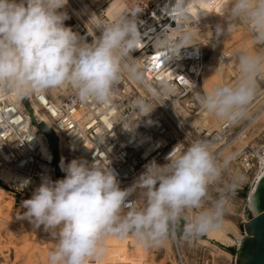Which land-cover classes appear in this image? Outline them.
<instances>
[{"label": "clouds", "instance_id": "9594fccd", "mask_svg": "<svg viewBox=\"0 0 264 264\" xmlns=\"http://www.w3.org/2000/svg\"><path fill=\"white\" fill-rule=\"evenodd\" d=\"M67 3L0 0V93L25 97L68 86L80 101L107 107L122 78L143 81V70L131 55L142 42L137 12L116 13L111 23L93 15V31L99 29L101 35L87 42L65 26L69 17L59 10ZM190 4L191 0H176L172 7L182 25L176 28L178 39L169 37L171 29L159 34L156 44L166 59L195 45ZM226 18L227 28L217 25L215 38L225 33L229 37L243 25L253 42L230 57L236 61L235 81L214 83L197 98L209 116L235 124L248 118L258 77L264 76V0H230ZM223 64L221 60L217 70ZM153 109L143 101L138 104L141 116ZM166 159L163 165L155 160L146 164L136 183L123 190L112 169L89 166L83 160L62 167L63 179L44 178L23 206L36 226L58 229L47 264H86L89 258H102L107 252L105 240L112 236L132 237L142 247L152 248L164 246L177 232L190 241L222 230L231 207L228 193L235 194L239 178L225 184L216 197L210 189L221 180L233 154L221 156L201 138ZM136 190L142 206L139 199L126 203Z\"/></svg>", "mask_w": 264, "mask_h": 264}, {"label": "built area", "instance_id": "2783aa9c", "mask_svg": "<svg viewBox=\"0 0 264 264\" xmlns=\"http://www.w3.org/2000/svg\"><path fill=\"white\" fill-rule=\"evenodd\" d=\"M94 9L97 16H101L100 18L105 23L112 22L103 16V12L99 8L95 7ZM136 20L142 35V42L131 55L143 70V81L129 79L127 76L122 78L107 107L98 106L91 100L80 101L72 91L68 99L63 101L61 112L53 114L46 107L50 103L39 99V103L47 112L53 127L36 120L33 112V118L31 117L29 112L33 109L29 106L27 96L23 97V101L24 106L29 110L24 113L19 112L7 101L0 103V166L2 157L7 156L8 165L27 179L42 183L44 178H49L55 182L57 167L62 178H65L66 174L60 165L61 156L60 160L56 162L46 137V132L53 133L57 138L59 150L60 137L57 132H60L67 139L68 147L71 150L69 155L73 159L83 160L89 166L97 164L101 167H109L113 170L119 187L123 190L133 186V180L145 171L146 164L153 160L159 164L161 156L176 145H180L184 150L194 139L202 138L211 143H226L230 140L227 124L222 125L219 133L211 134L205 129L199 132L198 128H192L185 123L175 106L189 109V111L196 110L200 106L197 97L203 93L199 88L200 85L197 84L199 79L195 69L197 62L190 60L194 63L185 64L180 61V58L168 62L166 75L171 74L169 82L173 85L169 87V83L158 87L157 83L161 80L155 77V74L148 75V73L152 63L155 67L154 71L162 65L163 57L159 59L158 55H165V53L157 47L156 41L163 31L161 28L153 26L150 33L146 35L138 13ZM168 35H170V31ZM184 76L192 83V89L186 84ZM165 88L167 91H164ZM141 101L150 109L154 108L147 116H141L143 113L138 110V104ZM118 106H123L120 113H118ZM80 108H86L91 112L94 120L92 126H89V120L84 124H79L74 118V114ZM114 109L117 114L110 115ZM30 117L33 124H42L44 129L32 131L29 126L32 125ZM133 123L137 125L135 128L125 130L124 126L129 127ZM94 125L100 128L99 133L95 131ZM84 142H89L96 150L88 152ZM42 148L45 150L44 153ZM235 162L241 171L248 174L256 166L249 147L241 149L236 154ZM246 186L248 185L243 183L239 188L242 190ZM35 190V188L23 184L17 192L33 194ZM132 199L135 198L131 194L127 201Z\"/></svg>", "mask_w": 264, "mask_h": 264}, {"label": "bare ground", "instance_id": "6f19581e", "mask_svg": "<svg viewBox=\"0 0 264 264\" xmlns=\"http://www.w3.org/2000/svg\"><path fill=\"white\" fill-rule=\"evenodd\" d=\"M140 2L143 3V7H140ZM175 2L176 0H68V3L59 11L66 12L69 17L64 21L65 26L70 27L74 32L84 37L87 42L92 41L95 36L98 37L101 35V30L95 29L93 31L92 28L94 20H91V17L93 15L97 16L94 9L95 7L99 8L103 12L102 14L104 17L106 16L112 21L114 20L116 13L137 12L141 17V26L145 28L144 33L146 35L147 33H150V29H152L153 26H156L161 28L162 31L171 29L169 37L172 39H178L179 33L176 31V28L178 26L182 27V25H179V21L175 16L174 10L172 9V7L175 5ZM229 3L230 0H191L188 10L192 17V23L190 27L195 36V45L182 47L178 54L169 56L167 59L164 57L165 55H158L159 59L163 57L161 67L159 66V68L154 71L155 67L152 63L150 68L151 70L148 73V75L155 74V77L161 80L157 83L158 87H162V85H167L170 83L169 76L171 74H169V76L166 75V64L172 60H177V58H180V61L185 64L190 62L194 63L190 60H196L197 67L195 66V69L199 75L197 84L200 85L199 88L201 89L202 93H204L205 90L210 89L214 83L220 82L221 80L224 82L235 81L237 78L236 61L230 57H233L235 53L241 48L251 46L253 41L251 33L246 27L241 25L238 26L229 37H227L226 33L219 36V40L217 44H215L214 40L216 38L212 36V31L216 29L217 25L223 27L224 29L227 28L228 21L226 18V13ZM203 47L210 49V55L207 58L205 57V51ZM221 60L224 61L223 67L220 70H217ZM184 79L186 84L192 89V83L186 79V76H184ZM172 85L173 84L170 83L169 87ZM72 91L73 90L70 87L62 86L60 88L51 89L43 94L28 95L27 100L29 101V106H31V109H33L31 112H33L36 120L45 122L48 126L53 127L52 121L50 120L47 112L41 107L39 99L41 101H47L50 103V105H46V107L53 114H57L58 112H61L60 109L62 107L63 101L68 99V96ZM256 93H258L259 98L256 99V97H254L253 101L249 105L248 118L243 119L235 124L227 123L223 120H218L212 116H209L202 110L201 105L196 110L192 111H189V109H181L178 106L175 107L178 113L184 119L185 123L192 128H198L199 132L202 129H205L211 134L219 133L222 129V125L227 124V133L230 136V140H228L226 143L212 144L217 154H220L221 156L233 154V159L230 161L227 169L223 173L221 180L218 181L214 187L216 188L219 184H223V186L225 184H230L236 178H239L237 181L238 186L235 190H239L240 185L243 183L249 186L248 193L244 194L245 199L240 200V202H246L247 207L257 216L252 204V196L255 192L257 184L264 177V134H262V140L258 139L257 141H252L250 144L248 143L251 141V139L249 138L250 140L248 139V141L245 135L247 134V131L258 121L264 119V76L258 77ZM6 101L11 103L21 113L29 110L24 106L25 104L23 97H19L11 92L0 93V103ZM122 108L123 106H118V113H120ZM111 114H117V111L114 109L110 112V115ZM74 118L79 122V124H84L88 120L90 123L89 126L94 124L92 114L86 108H80L77 113L74 114ZM247 119L250 120H248V123L246 124L245 121ZM104 120L106 119L104 118ZM30 123L32 124L29 125L32 131L40 129L38 126H43L42 124H33L31 122V117ZM93 127L97 133L100 132L99 127H96L95 125ZM258 132L260 134V130ZM57 133L60 137L59 151L61 154L60 165L62 168L66 167L74 159L69 155L71 150L68 147L67 139L64 138L60 132ZM84 143V146L88 152L91 153L96 150L89 142ZM245 147L250 148L252 160L254 162L256 161L255 168L249 174L241 171L235 162L236 154ZM42 151L43 153L45 152L44 148H42ZM172 151H182V147L180 145H176L169 149L164 155L161 156V162H159L160 165L168 162L166 157H168ZM2 158V165L0 166V182L4 185H8L10 190L13 188L14 190L18 191V189H20L21 185L23 184L28 187H32L33 189H37L41 185V183L38 181L27 179L12 169L8 165L9 159L7 156H3ZM37 173L39 174L40 172ZM138 178L139 176L133 180V185L136 183ZM14 194L15 193L0 187V205L2 206L5 201L14 202ZM132 195L135 199L126 201L127 204H130L131 202H134L138 199V206L143 204V199L139 197V190L134 191ZM228 196L231 207L225 216H235L240 208H238L236 203H234V198L232 197L233 194L228 193ZM10 218L13 217L7 215L5 222L7 223ZM247 223L248 222H245V224ZM237 237L239 238L240 235L235 233L232 227L225 221L222 230L204 236V240H215L220 246L217 245L208 247L203 251L204 247L202 249L199 247L202 243H204L202 240H198L197 243H194L191 240L189 241L175 237L170 238L165 243L163 248L166 258L170 264H190L191 261L187 257V252L189 251L190 247H198L200 250L205 252L204 261L206 264H217L220 258H226V260L229 261L233 260L232 255L223 250L221 246L232 247L236 243L232 239H236ZM116 238L119 242L124 240L119 239L118 237ZM26 241L28 242V240Z\"/></svg>", "mask_w": 264, "mask_h": 264}, {"label": "rangeland", "instance_id": "374dc122", "mask_svg": "<svg viewBox=\"0 0 264 264\" xmlns=\"http://www.w3.org/2000/svg\"><path fill=\"white\" fill-rule=\"evenodd\" d=\"M139 5L140 7H143L142 2H140ZM215 30L212 31L213 37H215ZM218 40L219 38L214 40L215 44H217ZM203 49L205 51V57H209L210 49L207 47H203ZM256 95L254 97H256V99L259 98L258 93H256ZM29 114L33 118L32 112H29ZM248 120L250 119L245 121L246 124L248 123ZM263 120L258 121L247 131L245 137L247 140L249 138L251 139V141H249L250 139L248 140V144L252 143V141H257L258 139L262 140V134H264ZM38 128L41 130L44 129L43 126H38ZM259 130L260 134L258 132ZM46 137L51 152L53 153L56 162H58L61 154L58 150L57 138L51 132H46ZM55 177L56 180L63 179L59 168ZM0 187L15 193L14 202L5 201L2 206L0 205V264H47L48 254L55 248L57 243L58 229L47 230L43 224L36 226L25 216L27 208L23 206V202L31 199V193H18L13 188L10 190L8 185H4L1 182ZM223 188V184H219L216 188L212 186L210 189L212 196L216 197L219 194L218 190ZM248 191L249 186H246L242 190H235V194L232 197L234 198V203H236V206L240 209L235 216L228 215L224 218L235 233L240 235L239 238L232 239L236 242L232 247L221 246V248L228 253H230L231 250L235 251V254L232 255L233 260L229 261L226 260V258H220L217 264H237V249L244 248L245 241L249 238L244 225L245 222H249L256 217V215L247 207L246 202H240V200L245 199L244 194H247ZM142 205L143 204L140 206ZM191 214L192 213H189V215ZM7 215H10L13 218H10L6 223L5 218ZM26 240H28V242ZM198 240L204 242L199 246L201 249L204 247L203 251L208 247L219 245L218 243L217 245L215 244V240H204V238H198L191 241L197 243ZM105 243L107 245L106 254L102 258H89L86 264H170L166 258L163 246L144 248L133 238H126L119 242L115 236L106 238ZM203 251L198 247H190L187 252V257L192 262L189 261L190 264H206L204 261L205 252Z\"/></svg>", "mask_w": 264, "mask_h": 264}, {"label": "water", "instance_id": "95a60500", "mask_svg": "<svg viewBox=\"0 0 264 264\" xmlns=\"http://www.w3.org/2000/svg\"><path fill=\"white\" fill-rule=\"evenodd\" d=\"M252 204L257 216L244 225L249 238L244 248L237 249V264H264V177L257 184Z\"/></svg>", "mask_w": 264, "mask_h": 264}, {"label": "trees", "instance_id": "16d2710c", "mask_svg": "<svg viewBox=\"0 0 264 264\" xmlns=\"http://www.w3.org/2000/svg\"><path fill=\"white\" fill-rule=\"evenodd\" d=\"M43 127H44V126H43ZM55 161H56V160H55ZM55 173H56V174L58 173V167L56 168ZM182 223H183V222H182ZM176 237L181 238V232H177ZM200 238L203 239L204 237H200ZM213 243H215V242H213ZM215 244L217 245V243H215ZM230 254H231V255H234V254H235V251L231 250V251H230Z\"/></svg>", "mask_w": 264, "mask_h": 264}]
</instances>
